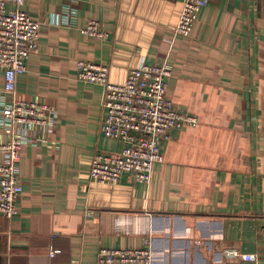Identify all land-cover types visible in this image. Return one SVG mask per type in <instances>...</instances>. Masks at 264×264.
Segmentation results:
<instances>
[{
    "label": "crops",
    "instance_id": "obj_1",
    "mask_svg": "<svg viewBox=\"0 0 264 264\" xmlns=\"http://www.w3.org/2000/svg\"><path fill=\"white\" fill-rule=\"evenodd\" d=\"M183 1L23 0L40 27L15 94L53 113L41 138L26 132L0 264L93 262L101 247L145 241L152 264H264V0H208L188 37L174 34ZM90 19L106 39L82 33ZM81 60L107 65L117 84L131 67L172 66L166 97L199 122L161 143L148 183L88 181L94 152L122 144L99 134L102 86L76 79ZM2 84L0 67V95Z\"/></svg>",
    "mask_w": 264,
    "mask_h": 264
},
{
    "label": "built area",
    "instance_id": "obj_2",
    "mask_svg": "<svg viewBox=\"0 0 264 264\" xmlns=\"http://www.w3.org/2000/svg\"><path fill=\"white\" fill-rule=\"evenodd\" d=\"M207 3L208 0H184L174 34L188 37L199 10ZM22 5L23 0H0V127L8 137L6 142H0V214L7 218L16 214V199L22 191L19 161L28 137L26 132L33 131L35 137L41 138L40 129L49 124L53 113L49 105L24 101L15 94L17 75L25 71L29 55L38 49L40 27V22L32 19ZM65 19L69 25L74 24V15L67 14ZM81 31L99 39L108 37L94 19L88 20ZM171 70L167 61L131 67L124 81L117 84L109 81L107 65L77 62V80L102 86L99 134L122 144L119 151L94 152L88 170L90 183L118 184L123 175L133 182L148 183L152 166L163 160L161 143L175 129L198 124L195 115L176 111L167 99ZM91 212L87 210L85 215ZM225 255L244 261L257 259L256 254L233 248L226 249ZM79 264H152V255L149 242L145 241L139 248L101 247L93 262Z\"/></svg>",
    "mask_w": 264,
    "mask_h": 264
}]
</instances>
